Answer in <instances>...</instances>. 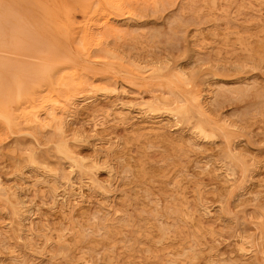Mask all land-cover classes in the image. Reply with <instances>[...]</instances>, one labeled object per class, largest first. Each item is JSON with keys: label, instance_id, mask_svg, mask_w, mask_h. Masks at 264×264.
<instances>
[{"label": "rangeland", "instance_id": "374dc122", "mask_svg": "<svg viewBox=\"0 0 264 264\" xmlns=\"http://www.w3.org/2000/svg\"><path fill=\"white\" fill-rule=\"evenodd\" d=\"M91 32L0 117V264H264V0L123 1Z\"/></svg>", "mask_w": 264, "mask_h": 264}, {"label": "bare ground", "instance_id": "6f19581e", "mask_svg": "<svg viewBox=\"0 0 264 264\" xmlns=\"http://www.w3.org/2000/svg\"><path fill=\"white\" fill-rule=\"evenodd\" d=\"M123 1L137 2L140 0H0V117L3 121L9 122L11 118L7 113V111H9V109H7L9 98L19 102L26 92L31 89V85L35 83L38 77L44 82H48L51 87H53L57 82L58 65L60 66V64L70 61L84 62L83 64H85V62L87 63L89 58L83 53V48H85L89 42L93 24L98 17L103 15L105 10H115L121 6ZM134 10L136 12V9ZM30 41H33V43H30ZM93 48L96 47L93 46ZM29 53L38 56L40 60V63H38L34 69L19 66L17 61L8 58V55L11 54L26 55ZM109 58L111 59L110 56ZM110 71L111 70H109V72ZM71 93L73 94V92ZM61 94L62 93H59V95ZM68 95H70V93ZM39 97L40 96L37 98ZM65 106L68 105L66 104ZM50 111L51 110H49V112ZM66 111L69 112L68 110ZM66 111L64 109V112ZM52 113L50 112V114ZM46 115L47 117L49 116L48 114ZM50 120L51 123L52 119ZM17 124L19 126L20 123L18 122ZM58 132L60 133V131ZM77 161L78 160H76V163ZM81 167H83V165Z\"/></svg>", "mask_w": 264, "mask_h": 264}]
</instances>
